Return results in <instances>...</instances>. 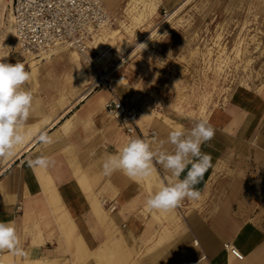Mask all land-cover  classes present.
Instances as JSON below:
<instances>
[{"label":"crops","instance_id":"0c3cea01","mask_svg":"<svg viewBox=\"0 0 264 264\" xmlns=\"http://www.w3.org/2000/svg\"><path fill=\"white\" fill-rule=\"evenodd\" d=\"M124 1L103 0L113 25ZM179 1L164 2L172 9ZM102 50L110 52L112 47ZM93 52L91 48L89 62L76 53L92 67L97 56ZM7 54L0 62H21ZM117 59L90 77L94 82L97 72L104 73L112 91L137 110V129L132 134H126L106 113L104 104L111 91L103 84L77 103L86 90L83 81H70L56 71L31 75L23 85L33 95L23 127L30 128L31 134L13 156L0 159V221L14 222L20 251L0 250V264H264V79L261 87L236 85L208 111L205 120L215 134L201 151L212 159L196 187L202 194L211 191L213 198L206 204V194L189 212L185 210L190 201L185 199L180 207L187 214L180 227H173V233L161 240L158 233L165 220L145 206L158 190L149 183L151 177L133 180L119 170L105 176L103 161L130 139H143L142 135H147L145 141L154 151L171 152L174 146L168 143L169 133L178 128L188 131L203 119L164 111L163 94L154 87L138 89L139 73L130 76L125 68L120 70L127 61L118 65ZM121 77L125 82L118 81ZM69 83L74 84L71 92L64 86ZM41 133L51 143H42ZM40 156L48 157L50 166L30 168L27 162ZM152 167L164 183L171 179L158 157ZM184 175L186 171L180 178ZM102 199L114 209L109 211Z\"/></svg>","mask_w":264,"mask_h":264},{"label":"rangeland","instance_id":"374dc122","mask_svg":"<svg viewBox=\"0 0 264 264\" xmlns=\"http://www.w3.org/2000/svg\"><path fill=\"white\" fill-rule=\"evenodd\" d=\"M164 1H160L158 12L147 20V23L140 27L137 24L134 34L130 35L128 31L134 29L133 21L128 14L126 18V14L123 13L121 17L123 24L115 21L112 28L118 29L132 45L135 44L146 31L164 17V9L167 14L170 12L171 9ZM257 36L262 43L260 48H256V42L253 41V37ZM245 42L250 44L248 46L250 53L247 56L252 57V62L249 66H245V62L235 56L236 49ZM8 43L10 46L5 45L0 57L8 53L7 55L20 59L30 75H44L48 70H52L63 77H70V81L88 80V83L83 82L86 89L92 87L90 73L94 75L95 70L107 69L121 54L112 48L110 52L113 55L95 63L96 69L81 59L79 64H76L70 56L68 57L67 52L53 53L47 60L34 57L41 60L33 66L30 55H20L14 43L12 41ZM90 45L94 51L92 56L96 53L98 55L99 51L92 43ZM108 45L106 42L102 49L109 47ZM205 46L212 47L213 57L208 58L206 54H201L205 52ZM220 46L228 48L233 56L232 62L218 64L215 58ZM195 47L200 53L191 55L189 50ZM180 54H184V59L177 58ZM123 68L130 76L139 73L140 77L136 82L138 89H147L149 86L163 94L161 107L164 111L187 119H203L213 106L225 100L236 85L257 86L263 81L264 0H190L180 14L162 28L145 49L136 52L120 70ZM73 85L69 83L64 86L71 88L66 89L71 92ZM146 107V109L143 107L145 111L149 109V105ZM210 193L211 191L206 196V204L213 198ZM189 201L190 207L185 210L188 212L198 206L195 204L197 201Z\"/></svg>","mask_w":264,"mask_h":264},{"label":"clouds","instance_id":"9594fccd","mask_svg":"<svg viewBox=\"0 0 264 264\" xmlns=\"http://www.w3.org/2000/svg\"><path fill=\"white\" fill-rule=\"evenodd\" d=\"M137 47L143 50L147 45L141 43ZM30 78L24 63L0 62V159L13 156L14 150L26 140L22 129L30 115L33 95L23 85ZM214 134L215 130L207 120L196 122L188 131L175 129L168 135V143L174 146L171 152L154 151L141 138L130 139L119 152L108 155L103 161V174L110 176L119 170L133 180L146 178L152 174L153 160L158 157V162L171 173V179L147 198L145 206L149 211L170 212L185 199H201L202 192L196 185L203 180L212 159L210 154L201 151V146L211 141ZM39 140L44 144L51 143L46 133H41ZM27 163L30 168L46 169L51 161L40 156ZM185 171L186 175L181 179ZM4 249L13 253L20 251L13 221H0V250Z\"/></svg>","mask_w":264,"mask_h":264},{"label":"built area","instance_id":"2783aa9c","mask_svg":"<svg viewBox=\"0 0 264 264\" xmlns=\"http://www.w3.org/2000/svg\"><path fill=\"white\" fill-rule=\"evenodd\" d=\"M8 1L12 14V34H8L5 29L6 19L1 10ZM166 14L164 9L163 16ZM112 25L113 20L103 0H0V52L9 41L14 43L20 55L41 58L65 46L89 62L93 36ZM97 73L92 88L103 84L111 91L110 98L104 104L106 113L120 123L126 134H132L137 129V110L125 105L112 91L110 80H106L104 73ZM141 137L145 140L147 135ZM101 202L108 205L109 211L115 207L106 199ZM224 246L234 256L242 258L235 248L227 244Z\"/></svg>","mask_w":264,"mask_h":264},{"label":"bare ground","instance_id":"6f19581e","mask_svg":"<svg viewBox=\"0 0 264 264\" xmlns=\"http://www.w3.org/2000/svg\"><path fill=\"white\" fill-rule=\"evenodd\" d=\"M160 1L161 0H126L125 4L121 8V12H119L117 14L115 20L118 21L119 23L123 24V19L121 17L123 15V13L126 12V15L128 13V15L131 17V19L133 21V27H134L133 30L128 29V31H129L130 35L134 34V30L137 28V24H139L138 27L144 25L145 23L148 22L147 20H150V18H152V16L158 12V9L160 6ZM189 2H190V0H180L179 3L174 8H172L168 14H166L159 22H157L153 27H151V29L146 31L144 33V36L140 37L138 39V42H136L133 45L130 43L129 39H127L124 35L120 34L118 29H113L112 26H108V27L104 28L99 34L94 35L93 39H92L93 47L95 49H97L100 53L99 55H97L93 59L94 62H92V67L95 68L94 64L96 62H100L103 59V57L106 60L111 55H113L112 52H104L102 50V46L106 42H108V44H109L108 46H111L117 52L122 54V58L120 57L119 59H117L118 65L122 64L124 61H128L129 59H131L132 56H134L136 54V52L141 50L139 47H137L138 44L144 43L147 45L149 42H152L154 40L156 34L162 28L166 27L168 25V23L173 21L180 14V12L185 7V5H187ZM9 4H10V1H8L7 3H4L1 7V10L4 14L5 19H6L5 29H6L8 34H12V32H13L12 31V14H11V9L9 7ZM106 9L108 11V7ZM109 14H110V12H109ZM252 36H254V35H252ZM150 37H151V39H150ZM254 37H253V41L256 42L255 47L260 48V46L262 45L261 41L258 39V36H257V38H254ZM249 45H250L249 43L245 42V43H242L240 45V48L236 49V55L235 56L239 57V59L241 61H244L245 66H249L252 62V57L247 56V54L250 53V50L248 47ZM7 46H10V44L8 43ZM211 48H212L211 46L210 47L205 46V52H201V54H206L208 56V58L213 57L212 56L213 51ZM63 52H67L68 57L70 56V59H72L76 64H79V55L75 51L69 50L65 46L58 47L54 53H63ZM189 52L191 55H195V54L198 55L200 53V52H198L197 47H195L194 49H190ZM217 53L218 54L216 55L215 59H216V61H218V64H220L222 62L224 64H228V63L232 62L233 56H231V53L229 52V50L226 46H220V48H218V50H217ZM3 55H5V54H3ZM34 57L35 56L30 55V58L32 60L31 61L32 65L33 64L35 65L36 62H39L43 58L46 60L50 59L51 55H45L41 59H34ZM184 57H185L184 54H180L177 56V58L179 60L184 59ZM175 63H177V62H175ZM218 68L220 69L221 67L218 66ZM84 81H86V80H84ZM118 81L119 82H125L124 78H122V77L120 79H118ZM262 82L263 81H261L259 83V85H258L259 87H261ZM92 89H93L92 87L87 88L83 93H81V95H79V97L75 100L74 103H77L82 98H84L86 96V94L89 91H91ZM181 96L183 97V95H181ZM207 114H208V112L203 117V120L206 119ZM54 123H55V120L53 122H51L48 125V127L52 126ZM32 129H33V131H35L36 126H33ZM22 131L24 132L26 139H28L30 134H31L30 128H28L26 130L22 129ZM34 140L35 139H32L29 143H27L23 149H27L34 142ZM150 177H151V179H150L149 183H153V185H155L158 189L165 184L162 181L158 172L154 168H153V172L150 175ZM206 194H207V192L205 191L202 194L201 199L199 201H197L196 204H198L200 201H203ZM158 213L165 220L164 225H162V227L158 233V239H161V240L164 239L166 236H169L170 234H172L173 233L172 230L174 228L178 229L180 227V224L182 223V219L187 214V212H185L181 209L180 205L176 209H174L170 212H166V213L165 212H158ZM193 242H194V244H197L196 240H194ZM183 264H195V261H184Z\"/></svg>","mask_w":264,"mask_h":264}]
</instances>
